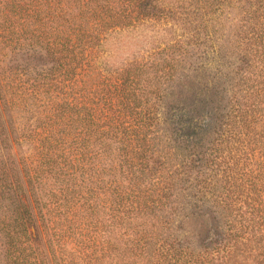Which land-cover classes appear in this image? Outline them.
Here are the masks:
<instances>
[{"label":"trees","instance_id":"trees-1","mask_svg":"<svg viewBox=\"0 0 264 264\" xmlns=\"http://www.w3.org/2000/svg\"><path fill=\"white\" fill-rule=\"evenodd\" d=\"M168 1L9 0L0 50L39 47L53 67L0 60L2 264H264V0ZM225 13L240 16L232 46L246 69L229 128L207 149L210 174L192 183L188 151L212 116L181 111L174 144L162 143L156 101ZM170 21L186 33L165 58L101 68L111 35ZM201 213L217 234L197 251L179 234Z\"/></svg>","mask_w":264,"mask_h":264},{"label":"rangeland","instance_id":"rangeland-1","mask_svg":"<svg viewBox=\"0 0 264 264\" xmlns=\"http://www.w3.org/2000/svg\"><path fill=\"white\" fill-rule=\"evenodd\" d=\"M163 1L165 3L169 2L168 0ZM8 4L9 0L7 2L0 0V15L2 13L6 14L10 10ZM234 14L229 13L227 15L225 13L221 18L222 24L220 26H215L213 32L210 28L208 29L209 39H200L196 45H192L188 49V55L185 60L178 63L175 79L169 85L161 84V87L163 86L161 88L163 95L156 101L158 121L154 128V134L155 137L161 139L162 143L170 142L171 145L174 144L176 125L173 122L176 115L181 111H193L195 113L194 117L199 120L207 119L209 115L212 116V124L207 133L201 136L199 145L188 151L189 159L195 162H191L190 165L194 171H191L189 176L197 178L191 179L190 182L192 183L204 178L201 176L202 173L210 174L208 164L205 163L209 153L207 149L211 143L220 139V134L224 133L223 130L225 131L229 128L226 122L228 115L233 110L234 93L239 89L236 82L246 69L241 61L242 57L232 46L237 44L234 40H236L235 35L238 31L234 25L238 24L237 21L240 17ZM226 16L228 17L226 18ZM227 19L230 22L224 23ZM173 23L170 21L167 25H161L148 22L139 27L128 28L111 35L101 47L99 55L101 68L109 69V71H119L126 63L129 64L138 59H147L149 57V62L152 60L156 62L159 58H165L167 53L162 55L158 53L175 44V41L184 40L183 37L186 33L179 24ZM0 55H2L0 60L3 61V65L18 70L25 69L31 74L47 71L53 67L45 51L39 47L0 50ZM152 55H155L154 59ZM234 141L236 140L234 139ZM238 146L241 147L239 144ZM227 151V148L224 149L226 153L222 161V169H225L227 165H231L230 155ZM190 201L194 202L192 199ZM188 209L191 210L189 207ZM201 214L198 216L194 215L193 220L190 221L189 228H185L184 234H179L181 241L186 237L187 241L191 243L189 245L197 251L210 244L213 247L212 242L216 240L217 234V230L211 225L209 216L204 214L201 216ZM181 219L182 217L176 216V224ZM225 251L228 253L227 247ZM243 260V257H240L237 263L246 264ZM222 263L218 260L213 264ZM232 263L233 261L231 260L227 264ZM0 264H2L1 256ZM247 264H253V262L247 261Z\"/></svg>","mask_w":264,"mask_h":264}]
</instances>
